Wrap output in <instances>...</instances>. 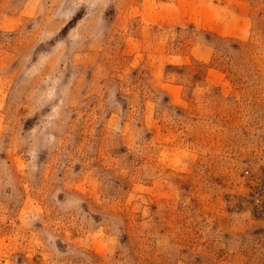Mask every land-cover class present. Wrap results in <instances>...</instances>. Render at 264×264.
<instances>
[{
  "label": "rangeland",
  "instance_id": "374dc122",
  "mask_svg": "<svg viewBox=\"0 0 264 264\" xmlns=\"http://www.w3.org/2000/svg\"><path fill=\"white\" fill-rule=\"evenodd\" d=\"M0 264H264V0H0Z\"/></svg>",
  "mask_w": 264,
  "mask_h": 264
},
{
  "label": "trees",
  "instance_id": "16d2710c",
  "mask_svg": "<svg viewBox=\"0 0 264 264\" xmlns=\"http://www.w3.org/2000/svg\"><path fill=\"white\" fill-rule=\"evenodd\" d=\"M71 25H72V20L69 21V22L63 27L62 31L65 32V31L68 29V27H70Z\"/></svg>",
  "mask_w": 264,
  "mask_h": 264
}]
</instances>
